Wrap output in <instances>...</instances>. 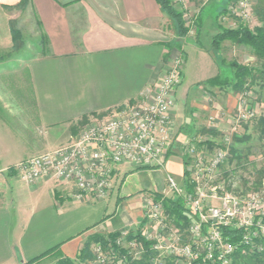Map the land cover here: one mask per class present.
<instances>
[{"label": "crops", "instance_id": "obj_1", "mask_svg": "<svg viewBox=\"0 0 264 264\" xmlns=\"http://www.w3.org/2000/svg\"><path fill=\"white\" fill-rule=\"evenodd\" d=\"M20 1L0 0V50L11 42L5 6ZM28 12L47 48L22 59L28 90L1 85L0 69V264H57L76 260L93 235L138 228L147 195L164 194L169 174L184 180V144L200 130L227 126L220 115L236 110L240 92L202 83L221 66L188 35L180 47L169 45L178 37L156 0H29ZM190 46L196 67L193 83L184 87ZM181 52L174 143L163 168L119 165L109 195L85 201L74 200L69 184L51 178L29 184L12 171L67 138L71 124L143 102ZM57 245L58 251L32 261Z\"/></svg>", "mask_w": 264, "mask_h": 264}, {"label": "built area", "instance_id": "obj_2", "mask_svg": "<svg viewBox=\"0 0 264 264\" xmlns=\"http://www.w3.org/2000/svg\"><path fill=\"white\" fill-rule=\"evenodd\" d=\"M247 2L242 0L237 5L243 7ZM184 63L185 57L178 55L170 70L143 102L113 111L102 122H91L67 145L55 151L20 161L15 165L16 174L29 184L43 178L72 183V197L85 201L86 198L104 199L109 195L113 188L114 171L119 165L163 168L174 142L172 110L177 89L183 81ZM247 94L248 91H244L238 96L233 127L230 132L224 133V145L211 152L209 149L199 151L193 140L184 144L186 167L190 180L195 183L194 191L188 192L185 185L179 184L171 174L166 178L169 190L175 197L183 199L193 216L188 229L190 238L183 240L176 228L166 239L168 215L163 202L154 195L146 197V223L142 235L153 242L157 251L152 264H165L164 252L173 257L174 264H229L236 246L227 242L223 231L226 226L245 228L243 242L252 245L253 250L264 239V192L261 198L259 194L249 198L225 194L219 198V205L207 202L208 194L203 192L206 188L212 191L221 188L220 184L214 187L212 184L221 164L230 155L233 135L240 132L242 123L264 117V113L249 108ZM128 234L129 230H122L120 238ZM130 245L137 246L135 253L131 255L130 252L131 258L122 256L125 260L122 264L129 259H138L142 254L137 239H132ZM95 250L101 252V247ZM98 258L101 261L99 264H108L104 254L98 255Z\"/></svg>", "mask_w": 264, "mask_h": 264}, {"label": "rangeland", "instance_id": "obj_3", "mask_svg": "<svg viewBox=\"0 0 264 264\" xmlns=\"http://www.w3.org/2000/svg\"><path fill=\"white\" fill-rule=\"evenodd\" d=\"M240 1L242 0H174L177 8L185 12V19L187 21V24L191 28L187 39L196 42L197 39H200V42L207 48H209V51H211L213 56L214 53L212 52V50H210L211 42L212 37L219 32L218 24L229 28H236L240 24H243L251 29H254L257 26H264V0H247L248 2L246 6L243 7H239L237 5V3L239 4ZM28 5L25 7H16L9 10L8 28L11 42L9 47L0 50V69L5 72L4 76L2 75L1 77V85L9 87L13 90H15L16 87H24L26 90H28L29 88V77L27 70L26 68L21 67V64H24V61L22 59L34 56L37 52H45L47 48L45 45V36L42 35L41 29H39L40 25L38 21L36 22L34 18L29 14ZM222 8H226V12L221 14L216 19L218 13H220V10ZM200 14H202L203 24L198 36L196 24ZM12 28H14V30H16L17 32L16 37H18L19 42L18 48L14 47L15 36L13 34ZM36 43H38V45H36ZM192 49L193 48H191V46L188 48L189 58L186 65L187 77L183 84L184 87L189 86L191 83H193L194 80V77H191L190 75L191 72H194V68L196 67ZM219 54L226 60L227 63L237 61L242 65H247L256 69L255 77L248 78V84H246V89L244 91H248L246 102L249 108L256 109L264 113V59H260L255 56L251 47L243 44H236L231 40H225L222 42ZM178 55H181L182 58H184L183 52ZM174 61L175 59L172 60L169 70ZM220 75L222 78H233V71L228 66V64L223 65L221 66ZM178 89L176 92V97ZM15 108H18V106L14 107V109ZM223 112L224 115H220V118L222 119L225 117V121L227 120L226 122L228 123L227 126L225 125L222 126V128L210 129L208 130V133L205 130H200L199 135L196 134L193 136V143H195L199 151L209 149L211 152H213L218 146L224 145V133L230 132L232 130L233 124L229 121L231 118L232 121L235 118L236 110L231 112ZM112 114L113 111L109 116H111ZM97 116L98 117L93 120L94 122H102L107 118L103 115ZM88 124H90V120H87V118H83L77 123L71 124L69 132L67 133V138L59 139L55 144L56 146H54L52 149L45 150L30 157L38 156L49 151H55L60 147L67 145L73 139L72 135H78L79 133L84 131ZM229 154L230 155L228 159L223 164H221L220 170H218L216 181L213 183L214 185L212 184L213 187L215 185L219 186L218 184H220L221 188H218L215 191L206 188L203 191L208 194L206 195V201L214 205H219V198L225 194L243 196L246 198L259 194L260 198L263 197L264 117H261L259 119L255 118L247 123H242L240 132L233 135L232 143L229 146ZM12 171L16 173L15 166L13 167ZM176 180L179 184L184 185L183 179L178 180L176 178ZM68 184L70 186V189H73V187L71 186L72 183ZM163 195L166 197L174 196L168 188L167 179L166 191H164ZM74 200L81 201L80 199L76 198H74ZM176 228L178 231L180 230L179 232L182 235L183 240H187L190 238V233L188 230L189 225L186 228L177 227L170 219V217H167L165 238L167 239L168 237H170V234H172ZM137 229L138 228L130 230L124 228L121 229L119 233L122 230H129V233L130 231L135 233ZM100 236L103 237V235ZM120 236L117 237L114 241H108L104 236L103 241L106 243L93 241L90 244V254L84 260H75L76 264H99L100 260L98 258V255L100 256L102 254H104V256L106 257V262L108 264H122L121 262L125 261L122 259V256L126 255L128 258H131V255H134L137 246L130 245V241H132V239H128L127 237L122 239L120 238ZM99 246L101 247V252H97L95 250ZM121 250H126L127 252L123 253L121 252ZM116 255L119 256L116 257ZM163 256L166 257V260H173V257L166 252L163 253ZM119 257L120 259L117 260ZM125 264H132V261H130L129 259L128 262H125Z\"/></svg>", "mask_w": 264, "mask_h": 264}, {"label": "trees", "instance_id": "obj_4", "mask_svg": "<svg viewBox=\"0 0 264 264\" xmlns=\"http://www.w3.org/2000/svg\"><path fill=\"white\" fill-rule=\"evenodd\" d=\"M159 4L161 10L170 18L176 35L178 37L174 42L169 43L171 46L180 47L183 40L187 37L190 32V26L187 24L185 19V12L181 9H178L174 0H156ZM231 1V0H229ZM235 1V0H234ZM29 3V0H21L19 4L14 6H5L6 8L12 9L16 7H25ZM226 12V8H222L220 13H218L216 19ZM202 14L197 19L196 29L199 32L202 27ZM219 32L212 37L211 49L214 53V57L219 64V66L227 65L233 71V78H222L220 73L214 77H211L205 81L203 84L209 86H220V87H230L235 92H242L246 89V84H248V78L255 77L256 69L247 65H242L237 61H232L227 63L226 60L220 56L219 51L221 49V44L225 40H231L236 44L247 45L252 48L254 55L260 59H264V26H257L254 29H251L243 24H240L236 28H229L223 25L218 24ZM13 34L15 36L14 47H19L18 37H16V30L12 28ZM45 39V45L47 47V40ZM199 41V43H198ZM197 43L200 44V39H197ZM202 44V43H201ZM220 60V61H219ZM13 169V168H12ZM189 171L186 169L184 172V185L188 192H193L195 183H193L190 178ZM157 199L162 200L165 212L168 214V217L174 222L175 226L180 228H186L192 221L193 216L189 213L186 208L184 201L180 197H166L163 194H156ZM146 220L141 221L138 229L133 233L130 231L127 238L128 239H137L142 247V254L138 259L132 260V264H152V259L157 255V251L154 249L153 242L146 239L142 235V228L145 225ZM225 238L227 242L234 244L236 246L234 252L231 255L229 264H264V239H261L260 246H257L256 249H251L252 245L244 244L243 237L246 233L245 228H235L232 226H226L223 229ZM120 236L119 232H115L107 236L106 240L114 241L117 237ZM104 236L93 235L83 246L76 260H84L90 254V244L93 241H103ZM60 245L46 251L32 261L39 260L47 254L58 251ZM116 250V249H115ZM125 253L126 250H121ZM57 264H76L75 260L68 258H60L57 261ZM165 264H174L173 260H166ZM220 264V263H218Z\"/></svg>", "mask_w": 264, "mask_h": 264}]
</instances>
